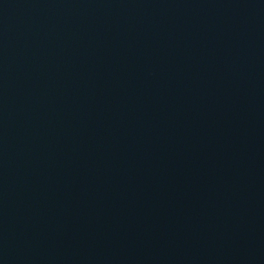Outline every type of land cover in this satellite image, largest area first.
I'll return each instance as SVG.
<instances>
[{"label":"water","instance_id":"1","mask_svg":"<svg viewBox=\"0 0 264 264\" xmlns=\"http://www.w3.org/2000/svg\"><path fill=\"white\" fill-rule=\"evenodd\" d=\"M0 264H264V0H0Z\"/></svg>","mask_w":264,"mask_h":264}]
</instances>
